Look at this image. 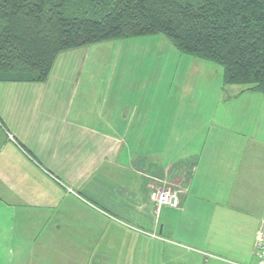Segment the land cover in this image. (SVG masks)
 <instances>
[{"label": "crops", "instance_id": "1", "mask_svg": "<svg viewBox=\"0 0 264 264\" xmlns=\"http://www.w3.org/2000/svg\"><path fill=\"white\" fill-rule=\"evenodd\" d=\"M137 38L61 52L44 82L0 81V264H247V247L256 257L264 94L225 85L219 65L161 37L171 48L155 101L127 66L115 76L96 65L95 46ZM166 181L181 205L157 211L150 192Z\"/></svg>", "mask_w": 264, "mask_h": 264}, {"label": "trees", "instance_id": "2", "mask_svg": "<svg viewBox=\"0 0 264 264\" xmlns=\"http://www.w3.org/2000/svg\"><path fill=\"white\" fill-rule=\"evenodd\" d=\"M90 1L0 0V81L44 82L61 52L163 35L264 94V0Z\"/></svg>", "mask_w": 264, "mask_h": 264}, {"label": "rangeland", "instance_id": "3", "mask_svg": "<svg viewBox=\"0 0 264 264\" xmlns=\"http://www.w3.org/2000/svg\"><path fill=\"white\" fill-rule=\"evenodd\" d=\"M83 5L91 7L90 0H79ZM75 10V9H72ZM158 40L149 39L150 42L144 40L146 38H137L133 39L134 42L127 41L123 43H128L123 45L122 41H114L112 44H109L108 47L104 50L103 48H93V51L101 49L100 57L96 61V65L103 66V68L108 67L109 73L119 75L124 66L129 68L130 73L135 75V77L142 80H146L154 86L153 98L155 101L162 100L166 89L163 88V85L166 81L167 73L165 72V65L169 63L167 58L162 57L160 51H169L168 48H171L170 45L164 41L161 37L169 41L165 36L158 35ZM130 42V43H129ZM170 43V41H169ZM159 44H163L164 47H160ZM171 46L174 48V45L171 43ZM132 51L135 52L132 61L125 63L126 52ZM142 52L143 54H139ZM123 53V54H120ZM121 56V58H120ZM128 66H132L131 68ZM171 66V65H170ZM174 67V66H173ZM221 67V66H220ZM118 68V72H117ZM173 68L170 67V73L172 74ZM117 73V74H116ZM169 78L170 77L169 74ZM209 112L205 111V115H208ZM192 125V124H191ZM190 128V127H189ZM193 130V127L190 131ZM247 264H258L257 258L254 254L251 253V250L247 247ZM217 264V263H216ZM218 264H228L218 262Z\"/></svg>", "mask_w": 264, "mask_h": 264}, {"label": "built area", "instance_id": "4", "mask_svg": "<svg viewBox=\"0 0 264 264\" xmlns=\"http://www.w3.org/2000/svg\"><path fill=\"white\" fill-rule=\"evenodd\" d=\"M181 193V190L166 181L163 185L151 189L150 201L157 211L163 206L179 208ZM255 252L258 264H264V217L256 235Z\"/></svg>", "mask_w": 264, "mask_h": 264}]
</instances>
